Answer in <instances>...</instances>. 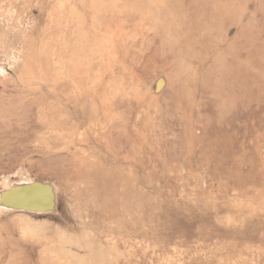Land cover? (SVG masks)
Wrapping results in <instances>:
<instances>
[{
	"label": "rangeland",
	"instance_id": "1",
	"mask_svg": "<svg viewBox=\"0 0 264 264\" xmlns=\"http://www.w3.org/2000/svg\"><path fill=\"white\" fill-rule=\"evenodd\" d=\"M35 181L0 264H264V0H0V190Z\"/></svg>",
	"mask_w": 264,
	"mask_h": 264
},
{
	"label": "water",
	"instance_id": "2",
	"mask_svg": "<svg viewBox=\"0 0 264 264\" xmlns=\"http://www.w3.org/2000/svg\"><path fill=\"white\" fill-rule=\"evenodd\" d=\"M0 208L6 211L45 214L53 212L55 196L50 185L35 181L11 184L0 190Z\"/></svg>",
	"mask_w": 264,
	"mask_h": 264
},
{
	"label": "bare ground",
	"instance_id": "3",
	"mask_svg": "<svg viewBox=\"0 0 264 264\" xmlns=\"http://www.w3.org/2000/svg\"><path fill=\"white\" fill-rule=\"evenodd\" d=\"M191 20V19H189ZM205 20V19H204ZM203 20V21H204ZM198 21V20H197ZM202 21V19H201ZM200 22V21H199ZM205 23V22H204ZM198 24V23H197ZM203 24V23H202ZM201 26V24H199ZM198 26V25H197ZM199 26V27H200ZM196 28V27H195ZM30 180V179H29ZM16 183V182H15ZM54 192V191H53ZM2 210V208H0ZM55 209V208H54ZM24 213H27V212H24ZM54 213H56L54 211ZM42 215H46L45 214H42ZM26 223V222H25ZM43 223V222H42ZM54 224V223H53ZM31 225V224H30ZM33 226V225H32ZM56 226V225H55ZM25 227V226H24ZM66 227V226H65ZM71 227V225H70ZM48 230H51L52 233L54 234H58L56 230H58V228H52L51 226H47L46 227ZM52 228V229H51ZM28 229V227H27ZM30 231H35L36 229L40 230L39 226H34V227H29ZM60 229V228H59ZM71 229V228H70ZM61 231V230H60ZM36 232V231H35ZM33 234V233H32ZM74 236V235H73ZM84 239V238H83ZM58 244L56 247L59 248H63L64 249V252L66 254V256L70 257V258H74L76 259L77 262L79 263H86L88 262L87 264H103L102 262L104 261H107V262H111L112 260V256H113V252H111L110 248H108L107 246L103 245L102 243L100 244H97L95 242H91V241H88V240H82V237H75V238H72L70 237V239H65L63 240V237L62 238H59L57 240ZM72 249V247H75L79 250H83L84 251V254L82 255H79L77 252H72L70 250V248ZM60 250V249H59ZM75 250V249H74ZM82 251V252H83ZM113 251V250H112ZM113 253V254H112ZM58 254V253H57ZM64 256V254H62ZM44 260V259H43ZM82 261H86V262H82ZM78 264V263H77Z\"/></svg>",
	"mask_w": 264,
	"mask_h": 264
}]
</instances>
